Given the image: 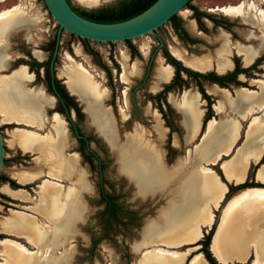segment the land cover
I'll return each instance as SVG.
<instances>
[{
	"label": "rangeland",
	"instance_id": "obj_1",
	"mask_svg": "<svg viewBox=\"0 0 264 264\" xmlns=\"http://www.w3.org/2000/svg\"><path fill=\"white\" fill-rule=\"evenodd\" d=\"M69 1L73 6L81 10L91 11L113 7L121 0ZM237 1L238 0H192L191 4H196L198 7H213L215 5L223 7L230 4L234 5ZM245 1L248 3L255 2V4L264 9V2L261 0ZM14 5H20L22 11H20L17 16L5 18L0 22V102L3 103V110L7 108L8 104H16L19 107L16 112V117L31 121L40 126V128L37 129L22 123H4L3 116H0V132L5 149L4 162L0 172V222L5 220L6 217L11 215L14 211L25 213L29 215V217L31 216V218L33 215V218L37 221L39 228L42 230L43 242L40 247V245H32L26 236L16 234L9 235L4 233L5 229L1 226V223L0 240L9 238L25 246L27 250L19 248L18 250L21 253L24 252L23 254L31 259L29 264H43L41 260L42 252L50 248L55 241V238L62 233L64 221H67L69 224L67 225V230L64 229L68 234V240L66 241L65 239V246H62L61 244L55 245L50 253L49 259L51 260L44 261V264H53V259L63 251H66L67 254L69 253V260L64 264L139 263L144 255H147L145 253L147 249L154 250L161 248L160 246H150L159 244L158 242H152V240H154L159 233H164L165 227L169 223L166 219L169 211L166 212V210L169 209L173 197L169 192L172 187L174 188V186H176L175 191H177L179 187V180L175 179V185H171L170 181H168V183L163 185V187L159 188L157 191L144 195L139 192L136 182L120 170L117 149L113 148L100 132L97 131L94 124H92L91 117L85 110V103L79 99L78 95H76L71 89H68L66 71L69 68L68 66L70 62L69 59L65 58L67 53L75 62L86 66L93 75L94 80L106 89L108 97L104 98V102L102 101V107L110 108V98L115 100L114 103L117 104L115 108H119V111L117 110V112H119L118 118H120V122H116V126L118 128L120 142L125 140V135L127 133H132L135 129L143 128L146 132L148 131L149 139H151L156 145L160 146L159 148L163 154V162L165 163L166 170L169 168L172 169L174 166H181L183 170H186L187 167L192 169L197 166L199 171V167L203 165L204 161L207 162L210 157L206 154L210 142H213L216 145L215 149L213 148L211 151V158L215 157L213 156L215 151L226 147L229 144V139H226V141L220 140L218 135L220 134V128L224 123H231L229 121L235 120L240 127V132L234 146L231 147V154L223 156L221 159L218 158L219 160H216V162H218L215 163V165H208L212 169L214 177L216 176L215 179L226 187L227 185L224 183L225 178L231 184H235L232 181H229L228 176H226L222 162L223 160H229L230 162L227 164V167L229 170H233L234 166L238 165L237 163H239V161L240 163H244L243 156L247 154L259 153L257 159H252L246 164L248 168L252 161L257 162L259 160L258 163L251 166L248 175L249 179L254 181V173L257 168L256 180L257 176L260 174V169L263 168L264 171V167L262 166L264 165V124L254 125L253 123L252 125L256 128H253L252 132L250 130L251 121L254 116L261 117L263 111H254L242 117L240 115L241 109H239L240 105H238L239 101L237 99V89L240 87L254 91L261 90V86L264 84V62H261L260 68L256 67L254 70L248 72L246 76L243 74L240 77L241 80H239L238 85L228 86L227 89L230 92L227 89L225 91L228 92V94L226 93L228 98H224V94L218 86L212 85L203 79H201V82H198L194 78L188 77L185 73H182L184 81L175 85L170 94L165 95V102L162 101L160 103L154 97L161 90V87L165 85V82L171 80L162 81L157 78L158 67H160V65L170 64L164 56L161 43L167 49V52L174 58L176 57L172 54L173 52L171 48H179L185 51L186 54L184 56V61L180 60V62L182 66H185L186 68L192 69L188 66V61L194 62L196 61L195 58H205L207 55L209 57L212 55L210 57L211 65L206 70L199 72L226 74L227 72L234 70L233 62L235 67L245 65L241 60L242 58L238 56L234 50L230 57L231 61L233 60V67L231 66L223 72H219L215 69L217 63L214 58L215 51L220 46L218 37L224 32L230 38L232 45L236 46L242 44L257 47L260 44L258 40H254L253 42L246 40L242 37V34L262 35L261 28L258 27V24H250L247 19L235 15L226 16L223 13H217L214 14V16L220 18V20L225 22L228 27L224 28L220 26V28L217 25L213 26L207 21L203 22L205 29L200 32L199 30H195V25L194 28L190 27L191 23H193L189 20L191 19L188 15L190 9L188 6H185L177 13V15L184 23L187 37L192 39H189L190 41L183 40L178 33L172 29L170 22H166L161 27L157 28L155 34L149 33L129 41L112 43L82 39L62 30L58 57L54 65V72L59 80H65V86H67L68 92L73 94V97L77 99L82 116L79 122L74 123L79 129H81L84 135L89 136L90 150L94 151L99 158L100 172L99 162L87 149H85L84 146L80 147L70 123L66 120V117L62 112L54 108V99L49 96L50 94L44 93L42 84L43 78L36 74L37 79L33 81L34 72H30L31 74L28 73L25 66L27 77L23 81L15 83L13 81L14 70L23 64L21 62H19L18 66H15L11 71L6 70L9 60L16 59L28 61L23 54L24 52H29L31 58H41V48L43 45L47 44L48 41H52L55 38L58 30V24L49 14L43 0H0V10L8 9ZM222 18H224V20H222ZM11 35H13V38L11 45H9L7 44V39L8 36ZM91 52L95 54L93 59L90 56ZM262 52H264V48L259 55ZM96 60L106 66L107 74L102 68L94 64L93 61ZM135 67L139 69V73L137 74L134 73ZM145 71L147 76L145 80L142 81ZM122 78H126L127 82H122ZM244 79L248 80L244 81ZM200 85L204 92L210 94L213 98L210 100L211 106L209 105V107L207 105V100L204 99V96L199 89ZM185 92L194 95L197 112L199 114L197 117V124L194 122L191 130L187 123L184 122L185 117L181 111L182 108L180 107L179 101H177L179 99L180 101L185 99ZM30 93L40 94L41 98L39 99V105L35 106L30 100ZM167 104L171 106V112L169 111ZM246 104L248 105L249 102ZM207 109L211 111V116L205 121V114L208 111ZM47 110L48 113H46ZM56 112L60 115L63 123L64 143L62 150L58 152L59 154L55 151L56 153L53 152L52 155L56 158L58 155L69 157L72 154H75L77 157L76 169L79 175L77 176V174H75L67 176L66 179L60 178L61 180H54V183H57L56 186L61 190V194L65 193V196L63 195L64 197L62 196L57 202L59 209L56 210H59V214H56L54 219L50 218L51 220H48L45 215L47 204L46 202H42L43 200L39 190L42 191L41 186L43 185V181L48 179L49 170L43 162H41L40 168L37 167L39 161L44 160L43 158L45 156H43L41 152L24 151L16 143L18 133H27L26 131L29 130L36 131L39 136L44 135L52 140L56 139L51 130L53 127L52 117ZM123 112L125 115H123ZM163 115H167V119ZM130 117H132V122L124 121L126 118L128 120ZM260 117L257 118V122L260 121ZM210 119H214V123L210 133L205 137L203 134L205 133V129L207 128ZM158 121L161 123L162 127L166 129L162 138H159L154 131ZM168 124L170 126H168ZM195 125L199 126L198 129ZM16 128H21L23 130L16 131ZM238 147L241 148L237 150ZM80 148L83 151L82 154ZM41 155L43 157H41ZM197 156H199L198 163L195 161ZM12 168L39 169L38 178L24 184L19 183L12 176ZM262 177H264V174H262ZM257 182L259 181L257 180ZM231 184H228V187L229 185L234 186ZM5 185L12 190L21 189L25 197L19 198L8 195V193L3 191ZM12 185L18 187H13ZM237 193H231L228 196L225 195L226 201L224 205L222 208L221 206H218L216 208L217 210L213 208V204L215 203L213 201L216 197L212 195L206 196L205 199L209 202V208L213 212V223L215 222L216 224L214 232L220 223L223 207L227 201ZM104 196L112 197L122 208L118 213V221H113V224L109 229L105 225L106 217L103 214L106 207ZM252 200L254 199L248 201ZM261 203L262 201L257 200V205L252 206L251 209H254V207H257L258 210L261 209ZM62 204L67 206L65 208L63 207L64 210L62 209ZM218 205H220V203ZM249 208L250 206L242 204V206L233 209L231 216L222 228V232L225 233L235 229L240 221L246 219L247 215H253V212H250L249 210L247 212L245 210ZM53 209L55 210V208ZM77 209L80 210L77 211ZM11 210L13 211L12 213ZM74 211H76V213H74ZM129 211L133 212L134 216L131 223L126 215ZM64 214H67L65 218L63 217ZM255 229L250 228L253 233L246 237V250L249 251L246 262L242 263L233 260L228 264H250L253 259V247L250 245L251 242L259 244L261 250L264 252L263 236L257 233ZM204 230L207 232L205 233ZM209 230L210 228H202L203 236L197 242L199 243L197 247H193V244H183L174 248L175 250L182 252L187 250V248L190 249V252L185 256L183 264H188L190 258L196 252L201 251V241L208 234ZM150 231L152 232L150 233ZM223 233L221 238H223ZM172 237L177 238V240L185 238L181 232L175 233ZM6 246L7 244H0V262L3 263L4 261L5 263L3 264H13L12 259L10 260V257H7ZM227 248L230 251H234L232 246H227ZM33 251L35 253H31ZM36 252L40 253L38 254Z\"/></svg>",
	"mask_w": 264,
	"mask_h": 264
},
{
	"label": "bare ground",
	"instance_id": "obj_2",
	"mask_svg": "<svg viewBox=\"0 0 264 264\" xmlns=\"http://www.w3.org/2000/svg\"><path fill=\"white\" fill-rule=\"evenodd\" d=\"M261 1L264 2V0ZM216 10L225 14L226 16L235 15L237 17L247 19L248 23L250 24H255V25L258 24V27L261 28L262 35L242 34V37L246 40L252 42L254 40H258L260 44L257 47H254L253 45L246 46L242 44H238L235 46L232 45L230 38L226 35V33L222 32L221 35L218 37V42L220 43V46L215 51L214 58L217 62L215 69L219 72H223L227 68L231 67L232 61L230 57L234 50L242 58L241 60L243 64L245 66H249L250 64H252L254 59L259 55V53L264 48V9L259 7V5L255 4V2L248 3L245 0H240L238 3L234 5L230 4L223 7H217ZM20 11H22L20 5H14L8 9L0 10V22L5 18L17 16L20 13ZM190 27L194 28V24L191 23ZM171 50L173 52L172 54L178 60L184 61V56L186 54L185 51L179 48H175V49L171 48ZM211 56L212 55H210V57ZM210 57L208 55L205 58L198 57L195 58L196 61L194 62L188 61L187 64L192 69L198 71H204L211 65ZM65 58L69 59L70 62L68 66L69 68L66 71V75H67L66 82L69 87L68 89H71L76 95H78L79 99H81L85 103V110L90 115L92 124H94L97 131L100 132V134L107 140V142L113 148L117 149L118 158L120 162V166H119L120 170L124 174H126L130 179L136 182L139 192L144 195L151 192H155L159 188L163 187V185L168 183V181H170L171 185L172 184L175 185V179L179 180V186L182 185V189L185 190L184 199L183 197H180L178 195L172 198V202L169 205L170 207L168 210H166V212L169 211L166 217L169 223L165 227L164 233L161 234L159 233L158 236L154 238V240H152V242H158L159 244L151 245L150 247L160 246L161 248H157L154 250L147 249L145 251L147 255H144L142 260L136 264H183L185 260V256H187V253L190 252V249L187 248V250L182 252L175 250L174 248L179 247L183 244L195 245L196 243L194 242L199 240L203 236L202 228L209 229L212 227L213 212L209 208V202H207L205 198L207 195H212L216 197L215 200L213 201L215 202L213 204V208L216 209L219 206L218 204L222 200L227 187L225 185H222L215 179L216 176L214 177L212 169L208 165L215 164L216 160L221 156H227L231 154L230 153L231 147L234 146V143L240 132L239 125H237L235 120L229 121L231 123L228 122L224 123L220 128V134L218 135V137L220 138V140L223 141L229 139V144L226 147H223L215 151V153L213 154L215 157L211 158V151L213 148L215 149L216 145L213 142L212 143L210 142L208 151L206 152V154L210 156L207 162L203 163V165L199 167V171H197V174L196 172L192 173L188 177H184L183 180L181 181L180 177L182 176L180 175V170L182 169L183 171V168H181V166L180 167L174 166L172 169L169 168L166 170L165 163L163 162V154L161 149L159 148L160 146L156 145L151 139H149L148 137L149 134L147 133L148 131L146 132L145 130H143V128L135 129L134 132L132 133H127V134L125 133L126 134L125 140L123 142H120L118 128L116 126L115 118L112 115L111 109L108 107L104 108L101 105L102 101L103 100L105 101L104 98L108 97L106 89L103 88L98 82L94 80L93 75L86 68V66H84L81 63L75 62L74 59L68 53L65 55ZM134 73L135 74L139 73V69L137 67L134 68ZM172 73H173V68L169 64L160 65V67H158L157 69V78L162 81L170 80V78L172 77ZM26 77H27V71L24 65H20L17 69L14 70L13 81L15 83H19L23 81ZM121 80L122 82H127L126 78H122ZM220 90H222L224 96L226 93L228 94V92H225L226 89L225 90L220 89ZM237 96H238L237 99L239 101L238 105H240L239 109H241L240 115L242 117L254 111H258V110L263 111L262 112L263 115L261 117L260 116H256V117L254 116V118L252 117L253 120L251 121L252 123L250 125V130L252 132L253 131L252 129L256 128L254 125L264 124L263 123L264 122V84L261 86L260 91H254L244 87L239 88L237 89ZM29 98L34 103L35 106L39 105L40 103L39 99L41 98L40 94L30 93ZM184 98L185 99H182L181 101L180 99L177 101H179L180 107H182V109L185 110V122L187 123L189 129L191 130V127L194 124V122H196L197 124V117L199 116V114L197 112L196 101L194 96L189 92H185ZM247 102H249L248 105L246 104ZM3 107H4L3 103L0 102V116H3L4 123H17V124L22 123L37 129L40 128V126H38L35 123H32L31 121H28L24 118L16 117V112L18 111L19 108L16 104H8L5 110H3L4 109ZM123 115H125L124 112ZM258 117H260V121L257 122ZM52 118H53V123H52L53 127L51 130L55 135L56 139L52 140L44 135L39 136V134L36 131L29 130L26 131L27 133L24 132L18 133L17 143H16L24 151H34L38 153L41 152L42 155L46 157L43 158L44 160L39 161L38 163L39 165L37 167L40 168V164L41 162H43L49 170L48 179L43 181L42 183L43 185L41 184L42 191L39 190V192L41 193V198L43 200L41 201L46 202L47 204L45 208L46 209L45 215L48 218V220L54 219L55 215L59 214V210L58 211L56 210L59 209L57 202L65 194V193L61 194V190L56 186L57 183H54L55 182L54 180H59L60 178L66 179L67 176L70 175H75V174H77V176L79 175L76 169L77 157L75 154H72L69 157H66L65 155L64 156L58 155L56 156V158H54L55 156L52 155V153L55 151H57V153L61 151L64 143V138H63L64 129H63V123L61 117L56 112ZM213 123H214V119H210L208 121V126L205 129V133L203 134V136L206 137L207 134L210 133ZM253 123L254 125H252ZM195 126L198 129L199 126L198 125ZM21 130L23 129L16 128V131H21ZM165 130L166 129L162 127L161 123L158 121L154 131L159 138H162L164 136ZM240 148L241 147H238L237 150H239ZM42 155L41 157H43ZM258 156L259 153L244 155L243 156L244 163L243 162L240 163L239 161V163H237L238 165H235L233 170H229L227 167V164H229L230 161L223 160L222 165L224 166V170L226 176H228L229 181H232L235 184H241L242 182H244L243 180L245 179L247 172V166H246L247 162H249L252 159H257ZM198 158L199 157L195 159L196 162L198 161ZM262 166L264 167V165ZM38 170L29 169V168H22V169L17 168V169H13L12 176L19 183L24 184L34 180L35 178L37 179L39 174ZM185 171L186 170H184V172ZM262 174H264L263 168L260 169V174L257 176V180L261 183H264V177H262ZM175 187L176 186H174V189ZM3 191L7 192L9 195H12L13 197H19V198L25 197L21 189L11 190L10 188H8L7 185L4 186ZM250 199H254V200L248 201ZM257 200L262 201L261 209L258 210L257 207L251 209L252 206L257 205ZM242 204L244 205L246 204V206H250L249 209H245V210L247 212L249 210L254 214L247 215L246 213L247 216L245 215L246 216V219L244 220L245 222L240 221V223L235 229L223 233L222 228L225 222L231 216L232 210L239 206H242ZM53 208H55V210ZM79 210L80 209H77V211ZM12 212L13 211L11 210V213ZM74 213H76V211H74ZM5 222H7L9 226L14 228V229H8L6 231L7 233H11L13 235L16 234V235L26 236V238L30 240L32 245H38V246L40 245L41 247L43 242L42 239L43 234H42V230L38 226L37 221L33 218V215L31 218V216L29 217V215L25 213L14 211L11 214L10 218L8 217L7 221ZM63 224H64L62 226L63 234L61 233L60 235H58L56 237L57 239L54 237L55 241L53 242L52 246L48 248L46 251L43 250L44 252H42V256H41V260L43 264L44 261L46 262L51 260L49 259L50 253L55 245L61 244L62 246L63 245L65 246L66 241L68 240L67 238L68 234L64 231V229L67 230V225L69 224L67 221H64ZM248 227L253 229L256 228L257 230L255 229V231L260 235H262L264 240V186L247 187L242 189L239 193H237L231 199H229L225 204V206L223 207L221 220L217 226L216 231L212 235L213 239L211 243V253L220 264H228L233 260L242 263L246 262L249 255V251L246 250V237L247 235H251L253 233L252 230H250V228ZM151 232L152 231H150V233ZM178 232H181L185 238L177 240V238L172 237V235ZM222 233H223V238H221ZM0 244H5V245L7 244L6 246V252L8 254L7 257L9 256L10 260L12 259L13 264H26L28 262V260L25 259L22 255L21 256L18 255L24 253V252L21 253L18 250V248L27 250L26 247L23 246L22 244L14 240H11L9 238L0 240ZM250 245H252L251 247H253L252 248L253 259L251 260L250 264H264V252L261 250V246L254 242H251ZM227 246H232L234 251H230L227 248ZM31 253H35V252L33 251ZM68 260H69V253L67 254L66 251H63L53 259L52 263L64 264L68 262ZM3 263L5 262L3 261ZM3 263L0 262V264ZM188 264H209V263L203 257V254L198 251L190 258Z\"/></svg>",
	"mask_w": 264,
	"mask_h": 264
},
{
	"label": "flooded vegetation",
	"instance_id": "obj_3",
	"mask_svg": "<svg viewBox=\"0 0 264 264\" xmlns=\"http://www.w3.org/2000/svg\"><path fill=\"white\" fill-rule=\"evenodd\" d=\"M238 1H240V0H238ZM238 1H237V3H238ZM186 6H188V8L190 9V12L188 15L191 17V19H189V20L194 23L195 30H199L201 32V30L205 29L203 22H207V21L210 22L213 26L217 25L219 27L222 26L224 28L228 27V25L225 22L221 21L220 18H216L214 16V14L221 13L218 10H216V8L219 6L215 5L213 7H208V6L198 7L196 4H191V1ZM222 20H224V18H222ZM167 22H170L172 29L176 33H178V35L183 40H189V39L192 40L191 38L187 37V33H186L185 28H184V23L181 21L180 17L177 14H175L174 19L169 20ZM57 36H58V30L56 32L55 38L52 41H48L47 44L43 45V47L41 48V50H40V52L42 54L41 58H39V59L31 58L29 52H24L23 54L28 59V61L16 60V59L9 60L6 70L11 71L13 68H15V66H18L19 62H21L23 64H26V68H27L28 73L34 72L33 81H35L37 79V75L41 76L43 78L42 84H43V88H44V93L50 94L49 96H51V95L54 96V108L56 110L62 112L64 114V116L66 117V120L70 123V126L74 132L75 138L78 141L80 147L84 146L85 149H87L96 158V160L99 162V158L96 155V153L94 151L90 150V138H89V136L84 135L82 133L81 129H79L78 126L74 123V122H79L81 120V116H82V112H81L79 105L77 103V99L73 97V94L68 92L67 86H65V80H59V78L56 77L55 72H54L53 76L51 74V64H52L53 69H54V65H55L57 57H58L61 33H60V37H59V41H58L57 51L55 53L56 44H57ZM12 38H13V35L8 36V39H7L8 43L7 44L11 45ZM161 48L163 50L164 56L168 60V58L166 56L167 49L164 47V45L162 43H161ZM94 55L95 54H93V52L90 53V56L92 57V59H93ZM172 58H174V57H172ZM174 59L178 60L177 58H174ZM178 61L180 62V60H178ZM93 62H94V64H96L97 66L102 68L104 70V72L107 74V69H106V66H104V64H102L101 62H99L97 60L93 61ZM232 62H233V60H232ZM261 62H264V52H262L260 55H258L254 59L252 64H250L249 66L235 67L234 62H233L234 70L227 72L226 74H216V73L210 72L211 73L210 78H212L213 81H211V80H206V81L212 85L218 86V88H220V89H222V88L227 89L228 86L238 85L239 80H241L240 77L243 74L246 76V74L248 72H250L251 70H254L256 67L260 68ZM171 66L174 69V73H173L171 80L169 82H165V85L170 84L172 82L174 76H175V67L172 64H171ZM191 70H193V69H191ZM194 71H197V70H194ZM201 73H203V72H201ZM146 76H147V73L145 71L143 74L142 81L145 80ZM217 76H219L220 78L217 79ZM246 80H248V79H244V81H246ZM252 80H254V79H252ZM165 85L161 87V90L157 94L164 91ZM172 89H170L166 92H163L164 95L160 99L155 97L157 95L156 94L154 96L155 99H157L160 103L162 101L165 102L166 101L165 95L170 94ZM206 95H207V97H204V99L207 100V105L209 107V105L211 106L210 100L213 98L210 96V94H206ZM114 101L115 100L110 98V102H109V105H111L110 109L112 111V115L115 118V122H120V118H118L119 112H117V110L119 111V108H115L117 106V104H115ZM167 107H168L169 111L171 112L172 111L171 106L169 104H167ZM133 110H134V107H133ZM72 112H73V114H72ZM46 113H48V110L46 111ZM67 115H69V117H67ZM163 116L166 119L168 117L167 115H163ZM72 117H74V118H72ZM124 121L125 122H132L133 120H132V117H130V118H128V120L126 118ZM76 131L78 134L81 135V138L77 137ZM80 152H81V154L83 152L81 148H80ZM99 171L101 172L100 162H99Z\"/></svg>",
	"mask_w": 264,
	"mask_h": 264
},
{
	"label": "water",
	"instance_id": "obj_4",
	"mask_svg": "<svg viewBox=\"0 0 264 264\" xmlns=\"http://www.w3.org/2000/svg\"><path fill=\"white\" fill-rule=\"evenodd\" d=\"M43 1L45 3L48 12L55 20V22L58 24V36H57V44L55 49V53H56L60 33L62 30H65L82 39H87L97 42L110 43V42L130 40L144 36L149 33L155 34V30L157 28L161 27L164 23L169 21V19L172 16H174L179 11H181L182 8H184L192 0H156L141 13L131 18L116 22H99L88 19L80 15L78 12H76L72 8L68 0H43ZM51 74L52 76L54 75V69L52 64H51ZM50 97L54 99L53 95H51ZM67 117H69V115H67ZM76 135L78 138H81V135L78 134L77 131H76ZM4 152L5 149L0 132V172L2 170V166L4 162ZM221 157L219 159H221ZM225 183L228 186L229 183L226 181ZM225 201L226 198H224V200L220 202L219 206H221V208L224 205ZM204 232L206 233L207 231L204 230ZM212 239L213 237H211L209 242L210 253H211ZM198 241L199 240L194 242L196 244L193 245V247H197V245L199 244L197 243ZM202 254L204 258L207 260L204 253ZM207 262L211 264L208 260Z\"/></svg>",
	"mask_w": 264,
	"mask_h": 264
},
{
	"label": "trees",
	"instance_id": "obj_5",
	"mask_svg": "<svg viewBox=\"0 0 264 264\" xmlns=\"http://www.w3.org/2000/svg\"><path fill=\"white\" fill-rule=\"evenodd\" d=\"M154 1H156V0H121L115 6L110 7V8L108 7V8L98 9V10L87 11V10H81V9L73 6L70 3V1L68 0L70 5L72 6V8L76 12H78L80 15H82L88 19H91L94 21H99V22H116V21H121V20L131 18V17L141 13L142 11H144ZM174 18H175V15L172 16L169 20H172ZM126 41H129V40H126ZM166 56L168 58V61L175 67V76H174V78L170 84L165 85L163 92H166V91L172 89L175 85L183 82L184 80L182 78V73H185L190 78H194L198 82H201V79L213 81V79L210 78V74H211L210 72L201 73L198 71L191 70L189 68L182 66V64L178 60L172 58L167 52H166ZM218 78H220V77L217 76V79ZM199 89L202 92L203 96L207 97V95L204 93V90H203L201 85H200ZM163 92H160L155 97H157L158 99L162 98L164 95ZM210 116H211V111L208 109L207 113L205 114V121H207L210 118ZM168 126H170V125L168 124ZM256 186L260 187V186H264V184L254 182L253 180L249 179V177H248L241 184L234 185V186L229 185V191L226 195L228 196L231 193L235 194L244 188L256 187ZM13 187H18V186L14 185ZM104 199L106 200V207L103 211V214L106 217L105 225L109 229L111 227V225L113 224V221L118 219V213L121 211L122 208L120 207L119 204H117L114 201V199L112 197H110V196L105 197L104 196ZM126 215L128 216L130 223H131V221H133V219H134L133 212L129 211V212H127ZM215 226H216V224L213 223L208 234L201 241V244H202L201 251L204 253L205 257L207 258V260L211 264H220L215 260V258L212 256V254L209 251V242H210L212 235L214 234Z\"/></svg>",
	"mask_w": 264,
	"mask_h": 264
},
{
	"label": "crops",
	"instance_id": "obj_6",
	"mask_svg": "<svg viewBox=\"0 0 264 264\" xmlns=\"http://www.w3.org/2000/svg\"><path fill=\"white\" fill-rule=\"evenodd\" d=\"M171 79V78H170ZM166 81H168V80H166ZM194 96V95H193ZM224 98H228V95L227 94H225V96H224ZM182 108V107H181ZM182 112H183V114H184V117H185V110L184 109H182L181 110ZM184 122H185V120H184ZM245 134V133H244ZM244 134H243V136H244ZM240 137V136H239ZM239 139V138H238ZM243 141H244V139H243ZM243 143V142H242ZM214 156V155H213ZM212 156V157H213ZM261 159V158H260ZM204 161V160H203ZM201 162H202V160H201ZM259 161H257V162H254V161H252L250 164H249V166H248V168H247V172H246V176H245V179L243 180V181H245L247 178H248V175H249V170H250V168H251V166L253 165V164H256V163H258ZM204 163H206V161H204ZM211 165H213V164H211ZM261 165V164H260ZM221 169V168H220ZM258 169V168H257ZM257 169H256V171H257ZM188 170V171H187ZM197 171H198V168H197V166L196 167H194V168H186V171L184 172V170L182 171V169L180 170V175L182 176V177H180V180L182 181L183 180V178L184 177H188L189 175H191L192 173H195L196 172V174H197ZM222 171V170H221ZM256 171H255V173H254V181L255 182H257V180H256ZM222 175H223V173H222ZM223 177H224V175H223ZM225 178V177H224ZM225 181L226 182H228V180L225 178ZM225 183V182H224ZM229 184H231L230 182H228ZM226 184V183H225ZM227 185V184H226ZM231 185H236V184H231ZM9 188V187H8ZM11 189V188H10ZM12 190V189H11ZM184 191L185 190H183L182 189V185H180L179 187H178V190L177 191H175V189L172 187L171 188V190H170V194H171V196H176V194L178 195V196H180V197H183V199H184ZM229 191V187L227 186V188H226V190H225V193H224V196H223V200H224V198H225V195H226V193ZM239 192V191H238ZM7 193V192H6ZM9 195V194H8ZM172 197V198H173ZM186 200V199H185ZM65 208V207H67L65 204H62V208ZM66 215L67 214H64L63 215V217L65 218L66 217ZM10 216L11 215H8L7 217H6V219L5 220H2L0 223H1V226L5 229L4 230V232H6L8 229H14L13 227H11V226H9L8 224H7V222H5V221H7V219H8V217L10 218ZM66 220V219H65ZM7 233V232H6ZM7 234H11V233H7ZM10 252V251H9ZM18 254V253H17ZM8 255V254H7ZM19 256H23L25 259H27L28 260V262L26 263V264H29V261L31 260L30 258H28L27 256H25L23 253L22 254H18Z\"/></svg>",
	"mask_w": 264,
	"mask_h": 264
}]
</instances>
